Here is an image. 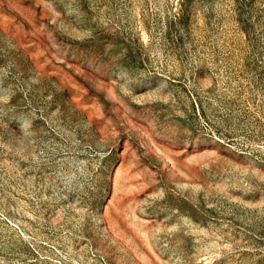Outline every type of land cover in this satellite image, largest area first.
Instances as JSON below:
<instances>
[{
    "label": "rangeland",
    "instance_id": "rangeland-1",
    "mask_svg": "<svg viewBox=\"0 0 264 264\" xmlns=\"http://www.w3.org/2000/svg\"><path fill=\"white\" fill-rule=\"evenodd\" d=\"M0 264H264V0H0Z\"/></svg>",
    "mask_w": 264,
    "mask_h": 264
}]
</instances>
